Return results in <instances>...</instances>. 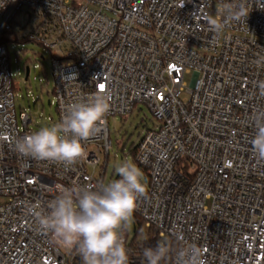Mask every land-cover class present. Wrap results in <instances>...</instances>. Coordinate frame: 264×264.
<instances>
[{
  "label": "built area",
  "instance_id": "obj_1",
  "mask_svg": "<svg viewBox=\"0 0 264 264\" xmlns=\"http://www.w3.org/2000/svg\"><path fill=\"white\" fill-rule=\"evenodd\" d=\"M222 2L248 14L215 33L207 20L225 19ZM13 36L50 52L60 122L73 103L98 91L112 97L74 164L15 150L33 131L29 115L16 111ZM261 57L264 0H0V264H83L75 247L39 229L29 208L46 214L64 188L105 185L95 171L111 149L109 120L137 104L160 121L135 155L148 183L134 215L151 242L171 238V264L180 250L195 264H264V160L251 146L264 116ZM123 238L129 264H147L141 246Z\"/></svg>",
  "mask_w": 264,
  "mask_h": 264
},
{
  "label": "clouds",
  "instance_id": "obj_2",
  "mask_svg": "<svg viewBox=\"0 0 264 264\" xmlns=\"http://www.w3.org/2000/svg\"><path fill=\"white\" fill-rule=\"evenodd\" d=\"M247 14L242 4L222 2L219 15L225 19L209 17V30L219 33L227 21L246 19ZM256 63H264V57ZM111 99L107 92L98 91L86 102L69 105L61 122L17 139L15 150L24 157L74 164L86 156L82 141L101 131L111 109ZM251 146L257 158L264 160V116L256 118ZM115 171L120 178L99 190L62 189L46 214L39 210V205L29 208L39 229L51 234L62 246L75 247L83 264H129L123 232L131 228L137 202L146 196L147 188L143 171L135 163L121 161L115 165ZM168 254L169 248L163 241L143 250L147 264H161ZM185 257L186 252L180 250L178 264H195L194 254Z\"/></svg>",
  "mask_w": 264,
  "mask_h": 264
},
{
  "label": "rangeland",
  "instance_id": "obj_3",
  "mask_svg": "<svg viewBox=\"0 0 264 264\" xmlns=\"http://www.w3.org/2000/svg\"><path fill=\"white\" fill-rule=\"evenodd\" d=\"M7 46L10 54L11 72L17 83L15 93L17 113L25 111L29 115L31 119L29 129L33 132L59 123L53 92L54 79L50 52L35 42H17L15 36L8 39ZM27 67H29L30 73L26 80ZM191 80L192 75L185 77L187 86L190 85ZM159 126L160 121L144 104L135 105L133 112L127 116L111 118L109 120L111 149L108 154L102 153L101 164L95 171L96 177L99 179L104 177L105 184H107L119 177L115 171V165L119 162L131 161L138 166L134 154L136 147L148 131L156 130ZM143 174L144 183L147 185V175L144 171ZM152 233L146 223H140V220L134 215L131 228L123 232V237H126L128 245L141 246L145 242H151ZM160 240L167 243L170 251L171 238L166 237Z\"/></svg>",
  "mask_w": 264,
  "mask_h": 264
},
{
  "label": "trees",
  "instance_id": "obj_4",
  "mask_svg": "<svg viewBox=\"0 0 264 264\" xmlns=\"http://www.w3.org/2000/svg\"><path fill=\"white\" fill-rule=\"evenodd\" d=\"M23 41L26 42L27 40H22V42ZM136 151H137V147H136V150H135V153H134L135 155H136ZM143 171L146 173L145 170H143ZM137 218L140 220V223L143 222L139 217H137ZM155 246H156L155 242H145V243H143L141 245L140 248H141V250H144L145 248H148V247L154 248ZM169 247H170L169 254H168V256H167V258L165 260L161 261V264H171L172 256H173V253L175 251V244L171 241L170 244H169ZM140 255H141V258L145 259V257L142 254H140Z\"/></svg>",
  "mask_w": 264,
  "mask_h": 264
},
{
  "label": "water",
  "instance_id": "obj_5",
  "mask_svg": "<svg viewBox=\"0 0 264 264\" xmlns=\"http://www.w3.org/2000/svg\"><path fill=\"white\" fill-rule=\"evenodd\" d=\"M30 69L29 67L26 68V80L29 78Z\"/></svg>",
  "mask_w": 264,
  "mask_h": 264
}]
</instances>
